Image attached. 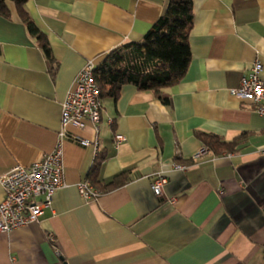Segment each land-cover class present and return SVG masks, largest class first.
<instances>
[{"label":"crops","instance_id":"obj_1","mask_svg":"<svg viewBox=\"0 0 264 264\" xmlns=\"http://www.w3.org/2000/svg\"><path fill=\"white\" fill-rule=\"evenodd\" d=\"M167 1L27 0L52 62L14 6L0 15V174L52 150L83 64L140 42ZM192 12L186 72L161 91L169 103L124 84L102 99L98 131L68 125L91 144L62 140L64 184L37 222L0 232V264H264V116L228 91L255 58L264 78V0H192ZM197 131L234 149L194 158L204 147ZM155 172L168 179L163 197L151 189ZM85 180L102 193L84 200Z\"/></svg>","mask_w":264,"mask_h":264},{"label":"built area","instance_id":"obj_2","mask_svg":"<svg viewBox=\"0 0 264 264\" xmlns=\"http://www.w3.org/2000/svg\"><path fill=\"white\" fill-rule=\"evenodd\" d=\"M95 67L92 60H87L83 64L75 77L73 87L61 102V129L52 150L27 166L15 164L0 174L3 191V198L0 201V232H9L37 222L43 209L51 205L55 190L64 184L62 161L64 138L67 137L81 146L91 144L86 139L69 134L66 127L73 125L83 128L86 122H90L98 131L103 107L100 89L94 78ZM261 70V61L255 58L248 72L241 78L239 86L229 88L228 91L236 99L254 104L255 110L264 116V78L260 75ZM122 139L121 135L114 136L116 143ZM206 150V147L200 148L194 158L202 156ZM260 152L264 153V147ZM173 165L178 169L187 167L183 164ZM149 177L153 193L163 197L167 177L161 172L152 173ZM77 188L80 196L86 201L102 193L87 180L79 182ZM163 200L172 203L174 197L165 196ZM47 236L49 240H53L52 232Z\"/></svg>","mask_w":264,"mask_h":264},{"label":"trees","instance_id":"obj_3","mask_svg":"<svg viewBox=\"0 0 264 264\" xmlns=\"http://www.w3.org/2000/svg\"><path fill=\"white\" fill-rule=\"evenodd\" d=\"M26 2L0 0V15L11 18V6H14L29 36L52 62L47 38L26 10ZM192 21V0H168L163 14L140 42L126 43L111 49L94 70L102 99H117L122 85L132 84L139 90L155 92L164 104H168V95L161 91L178 82L186 72L190 60L188 37ZM196 136L214 154L234 149L233 142L225 141L215 134L197 131ZM103 159L101 152L95 157L88 174L92 182Z\"/></svg>","mask_w":264,"mask_h":264}]
</instances>
